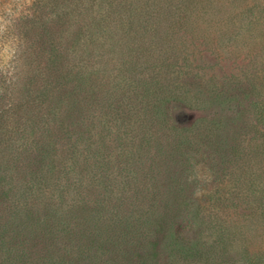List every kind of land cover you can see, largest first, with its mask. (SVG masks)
<instances>
[{
    "label": "rangeland",
    "instance_id": "rangeland-1",
    "mask_svg": "<svg viewBox=\"0 0 264 264\" xmlns=\"http://www.w3.org/2000/svg\"><path fill=\"white\" fill-rule=\"evenodd\" d=\"M92 2L93 11L85 17L99 18V9L114 10L106 7L108 0ZM60 8V0H0L4 28L0 116L5 115L8 123L17 104L32 108L38 121L49 104L55 105V84L48 102L38 97L50 80L58 78L56 66H51L49 75L47 65L49 52L58 53ZM149 14L150 19H159L162 30L174 34L149 35L146 44H140L146 50L131 43L117 52L111 46L114 35L129 30L124 20L132 15L123 12L121 24L110 13L105 27L110 48L105 44L99 51L92 50L89 58L93 62L102 55L107 70L91 74L95 86L89 97L74 96L81 114L88 109L90 132L87 129L85 136L93 148L103 143L106 163L102 169L94 168L95 175L106 177L105 183L114 189H133L134 197L126 191L123 201L142 209L151 198L146 189L152 191L155 208L163 214L153 237L143 240L136 251L116 257L120 262L116 264H232L223 262V250L239 251L246 241L249 250H264V121L257 119L264 113V28L248 26V19L257 17L255 10L234 19L229 35L220 38L221 25L188 15L196 30L207 36L203 39L193 36L188 26H173L166 20L183 13ZM241 17L244 25L238 28ZM134 18L148 19V15L138 10ZM79 20L82 23L83 18ZM94 26L89 24L88 34L96 33ZM118 61H149L151 68H119ZM171 94L180 97V104H158L166 120L162 125L150 123L151 113L144 114L145 109L157 96ZM55 126V122L40 123L30 140L47 134L40 145L46 149L49 144L52 157L61 160L68 157V146ZM182 127L187 130L177 134ZM176 229L180 236L197 240L207 260L191 263L178 255L170 244ZM230 239L234 248L225 246Z\"/></svg>",
    "mask_w": 264,
    "mask_h": 264
},
{
    "label": "trees",
    "instance_id": "trees-1",
    "mask_svg": "<svg viewBox=\"0 0 264 264\" xmlns=\"http://www.w3.org/2000/svg\"><path fill=\"white\" fill-rule=\"evenodd\" d=\"M92 1L60 0L58 53L53 56L52 51L49 52L50 66L47 65L49 75L53 71L51 66H56L54 71L58 78L53 83L50 80L38 97L42 98V102H48L53 98L50 92L55 84L58 93L55 105L47 106L42 121L34 117L32 108L26 110L18 104L9 114V123L5 115L0 116V264H116L120 263L117 258L128 251H136L143 240L153 237L161 224L163 214L155 208L152 191L146 189L151 198L142 209L137 204H125L123 201L126 191L134 197L136 192L133 189H114L107 186L106 177L95 175L94 168L102 169L106 163L103 143L101 141L97 147H92L85 136L89 127L88 109L84 108V114H81L75 108V95L84 99L89 97V93L91 95L92 86H95L91 74L107 70V62H103L102 55L93 62L89 58L92 50L96 52L108 45L105 27L110 23L107 20L110 13H115L121 24L123 12L132 15L131 19L124 20L129 30L122 36L114 35L115 41L111 46L117 52L121 46L128 48L131 43L146 50L140 44H146L149 35L174 34V30H162L159 19H150L149 13L171 14L173 10L183 13L180 20L174 16L166 20L173 26H188L187 30L193 36L203 39L207 36L196 30L188 15L194 16L193 20L208 21L218 27L221 25L218 31L220 38L229 35L232 28L228 26L234 25V19L252 15L255 10L257 17L248 19V26L251 28L253 24H259L264 28V0H108L105 5L113 8L114 12L99 9V18L94 19L85 17L93 11ZM138 10L147 14L148 19H135ZM80 18H83L82 23ZM243 18H239L241 21L238 19V28L244 25ZM154 22L155 27H152L150 24ZM89 24L95 25L93 32L96 33L88 34ZM262 35L264 37V29ZM149 63L118 61L117 65L130 70L141 66V70H145L151 68ZM163 101L164 104H180L181 99L172 94L162 98L157 96L150 108L144 111V114L151 113L150 123L162 125L165 122L166 118L160 116L158 108ZM75 112H79L76 117ZM260 117L257 119L264 121V113ZM51 122H55L56 130L66 141L67 158H53L54 154L47 149L49 144L45 149L43 143L48 139L47 134L40 140H30L35 130L40 129V123L49 126ZM171 129L177 130V127L172 126ZM186 130L182 127L177 134L182 135ZM183 136L186 142L187 135ZM179 234L176 229L170 235V244L178 255L191 263L207 260L197 240ZM233 245L234 241L230 239L225 246L230 248ZM248 246L246 241L239 251L223 250V262L264 264V250H249Z\"/></svg>",
    "mask_w": 264,
    "mask_h": 264
},
{
    "label": "clouds",
    "instance_id": "clouds-1",
    "mask_svg": "<svg viewBox=\"0 0 264 264\" xmlns=\"http://www.w3.org/2000/svg\"><path fill=\"white\" fill-rule=\"evenodd\" d=\"M3 33H4V28L2 25H0V36H3Z\"/></svg>",
    "mask_w": 264,
    "mask_h": 264
}]
</instances>
